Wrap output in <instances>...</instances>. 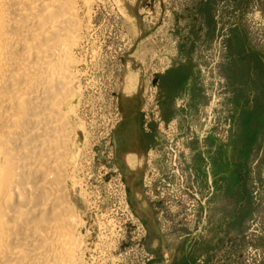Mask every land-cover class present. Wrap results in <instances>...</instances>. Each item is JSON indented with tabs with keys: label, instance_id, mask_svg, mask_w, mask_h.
Masks as SVG:
<instances>
[{
	"label": "rangeland",
	"instance_id": "374dc122",
	"mask_svg": "<svg viewBox=\"0 0 264 264\" xmlns=\"http://www.w3.org/2000/svg\"><path fill=\"white\" fill-rule=\"evenodd\" d=\"M93 9L74 104L82 263L264 264V0Z\"/></svg>",
	"mask_w": 264,
	"mask_h": 264
},
{
	"label": "bare ground",
	"instance_id": "6f19581e",
	"mask_svg": "<svg viewBox=\"0 0 264 264\" xmlns=\"http://www.w3.org/2000/svg\"><path fill=\"white\" fill-rule=\"evenodd\" d=\"M98 1L0 0V264H83L74 104Z\"/></svg>",
	"mask_w": 264,
	"mask_h": 264
}]
</instances>
